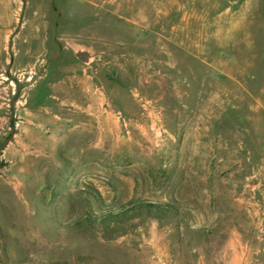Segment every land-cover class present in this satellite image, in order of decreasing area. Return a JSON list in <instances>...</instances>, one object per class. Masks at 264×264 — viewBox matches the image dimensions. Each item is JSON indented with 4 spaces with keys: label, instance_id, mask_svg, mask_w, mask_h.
<instances>
[{
    "label": "rangeland",
    "instance_id": "rangeland-1",
    "mask_svg": "<svg viewBox=\"0 0 264 264\" xmlns=\"http://www.w3.org/2000/svg\"><path fill=\"white\" fill-rule=\"evenodd\" d=\"M0 54V264H264V0H0Z\"/></svg>",
    "mask_w": 264,
    "mask_h": 264
},
{
    "label": "trees",
    "instance_id": "trees-1",
    "mask_svg": "<svg viewBox=\"0 0 264 264\" xmlns=\"http://www.w3.org/2000/svg\"><path fill=\"white\" fill-rule=\"evenodd\" d=\"M171 209L174 208L168 205L161 206L156 204L128 203L119 210H108L102 212L98 217H96V220L101 224H109L118 222L122 218L134 219L142 214L160 217L166 213L172 212Z\"/></svg>",
    "mask_w": 264,
    "mask_h": 264
},
{
    "label": "water",
    "instance_id": "water-1",
    "mask_svg": "<svg viewBox=\"0 0 264 264\" xmlns=\"http://www.w3.org/2000/svg\"><path fill=\"white\" fill-rule=\"evenodd\" d=\"M14 131H12L10 133V135L4 140V142H2L0 144V154L1 152L4 150V148L8 145V143L12 140V136H13ZM6 163L4 161L0 160V169H2L3 167H5Z\"/></svg>",
    "mask_w": 264,
    "mask_h": 264
},
{
    "label": "flooded vegetation",
    "instance_id": "flooded-vegetation-1",
    "mask_svg": "<svg viewBox=\"0 0 264 264\" xmlns=\"http://www.w3.org/2000/svg\"><path fill=\"white\" fill-rule=\"evenodd\" d=\"M12 131H14L13 127H11V131H10V133H11ZM10 133H9V135H10ZM14 134H15V133H13V136H14ZM9 135H8V136H9ZM8 136H7V137H8ZM13 136H12V137H13ZM7 137H6V138H7ZM6 138H5V139H6ZM3 142H4V141H3ZM9 143H10V142H9ZM9 143H8V144H9ZM4 149H5V148H4Z\"/></svg>",
    "mask_w": 264,
    "mask_h": 264
},
{
    "label": "bare ground",
    "instance_id": "bare-ground-1",
    "mask_svg": "<svg viewBox=\"0 0 264 264\" xmlns=\"http://www.w3.org/2000/svg\"><path fill=\"white\" fill-rule=\"evenodd\" d=\"M77 79V78H76ZM70 81V80H69ZM73 81V80H72ZM71 83V82H70ZM79 83V82H78ZM79 86V85H78ZM79 88H81V87H79ZM71 99V98H70ZM148 124V123H147ZM146 128V127H145Z\"/></svg>",
    "mask_w": 264,
    "mask_h": 264
},
{
    "label": "crops",
    "instance_id": "crops-1",
    "mask_svg": "<svg viewBox=\"0 0 264 264\" xmlns=\"http://www.w3.org/2000/svg\"><path fill=\"white\" fill-rule=\"evenodd\" d=\"M1 55V54H0Z\"/></svg>",
    "mask_w": 264,
    "mask_h": 264
}]
</instances>
